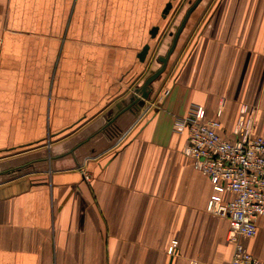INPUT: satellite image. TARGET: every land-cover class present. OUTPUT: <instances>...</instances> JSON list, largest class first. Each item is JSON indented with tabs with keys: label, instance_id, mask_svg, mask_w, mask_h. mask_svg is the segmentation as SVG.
I'll return each instance as SVG.
<instances>
[{
	"label": "crops",
	"instance_id": "1",
	"mask_svg": "<svg viewBox=\"0 0 264 264\" xmlns=\"http://www.w3.org/2000/svg\"><path fill=\"white\" fill-rule=\"evenodd\" d=\"M168 1L0 0V264L229 263L217 191L173 124L195 104L227 139L239 119L264 135V0H201L131 104L178 27ZM256 224L243 244L264 262Z\"/></svg>",
	"mask_w": 264,
	"mask_h": 264
},
{
	"label": "built area",
	"instance_id": "2",
	"mask_svg": "<svg viewBox=\"0 0 264 264\" xmlns=\"http://www.w3.org/2000/svg\"><path fill=\"white\" fill-rule=\"evenodd\" d=\"M173 132L186 135L182 153L217 191L206 210L228 223L227 240L233 245L228 264H264L243 244L255 237L257 220L264 215V135H253L248 122L239 119L232 139H227L220 121L206 119L204 109L195 104L175 119ZM127 135L128 131L119 133L115 144Z\"/></svg>",
	"mask_w": 264,
	"mask_h": 264
},
{
	"label": "water",
	"instance_id": "3",
	"mask_svg": "<svg viewBox=\"0 0 264 264\" xmlns=\"http://www.w3.org/2000/svg\"><path fill=\"white\" fill-rule=\"evenodd\" d=\"M176 0H169L163 10H162V18L165 19L167 17V15L169 14V12L171 11L172 7H173V2H175ZM201 0H196L190 7L189 9L186 10L184 16L182 17V20L180 21L177 29L175 30V32L172 35V39H171V44L169 46V48L167 49V51L165 52L164 55H160L157 57V62L159 63V67L158 69H156L154 72H152L143 82L142 86L139 89H136L134 92V96L136 97H132L131 98V104H136V103H144L146 100H148V95H149V90H150V86L151 84L161 76V74L165 71L167 62L169 57L171 56V54L173 53L178 38L185 26V23L190 15V13L194 10V8L198 5V3ZM150 37L151 39H155L157 33H158V27H153L150 30ZM150 46L149 44H145L143 45L141 51L139 52V54L137 55L138 60L141 63H144L148 52H149Z\"/></svg>",
	"mask_w": 264,
	"mask_h": 264
},
{
	"label": "rangeland",
	"instance_id": "4",
	"mask_svg": "<svg viewBox=\"0 0 264 264\" xmlns=\"http://www.w3.org/2000/svg\"><path fill=\"white\" fill-rule=\"evenodd\" d=\"M188 1H189V4H188ZM194 0H176L175 2H173V7L171 9V11L169 12V14L167 15V18H168V23H173V30H175V28L178 26V23L180 21V19L182 18V15L184 13V10L190 6L192 4ZM203 2L204 5H207V6H214L218 0H202L201 3ZM175 31H173L174 33ZM159 35V33H158ZM165 35V33H164ZM165 37V36H164ZM163 37V38H164ZM172 38V37H171ZM170 40V37L167 38V41ZM158 63V62H157ZM159 64V63H158ZM165 90H163L162 93H164ZM144 111V109H142V112ZM237 122V121H236ZM235 126V125H234ZM234 128V127H233ZM233 130V129H232ZM117 137V136H116ZM117 139V138H116ZM115 139V141H116ZM124 142V141H123ZM122 142V143H123ZM121 143V144H122Z\"/></svg>",
	"mask_w": 264,
	"mask_h": 264
}]
</instances>
